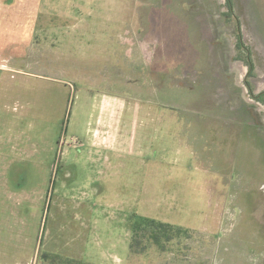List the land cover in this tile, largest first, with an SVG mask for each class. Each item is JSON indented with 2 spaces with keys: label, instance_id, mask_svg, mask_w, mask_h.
<instances>
[{
  "label": "rangeland",
  "instance_id": "374dc122",
  "mask_svg": "<svg viewBox=\"0 0 264 264\" xmlns=\"http://www.w3.org/2000/svg\"><path fill=\"white\" fill-rule=\"evenodd\" d=\"M0 264H264V0H0Z\"/></svg>",
  "mask_w": 264,
  "mask_h": 264
},
{
  "label": "crops",
  "instance_id": "0c3cea01",
  "mask_svg": "<svg viewBox=\"0 0 264 264\" xmlns=\"http://www.w3.org/2000/svg\"><path fill=\"white\" fill-rule=\"evenodd\" d=\"M110 97V96H109ZM99 112L94 124V131H90L92 130V128L90 127H86V132L84 134L88 136V139L90 137L93 136H99L100 132L102 134H106L108 135L107 138H103L104 140H99V138L92 140V144L91 145H95V146H100L101 145V150L102 149H106L107 151V155L103 154L102 156H100V158H105L103 160H105L104 162L98 163V167L101 170V172H120V170L122 169H127L128 171L132 172V171H137L139 170V167H137L138 163L140 162L141 164H145L148 166V160H145L143 158V155L140 153H133V154H125L124 150H122L121 148H118V144H117V140L113 139L110 140V135L113 132V127H114V123H113V112L110 113L108 112L109 115H106L107 113L105 112V106L104 103L100 104L99 107ZM115 119V118H114ZM118 125V123L116 124V126ZM105 127H108L105 129ZM116 132V130H115ZM119 135H121L120 133H118ZM108 141V145L106 144ZM83 152V151H82ZM64 154V153H63ZM126 157H130L128 161L123 160ZM97 165V164H96ZM96 165H91V167H95ZM104 203H107V201H105Z\"/></svg>",
  "mask_w": 264,
  "mask_h": 264
}]
</instances>
